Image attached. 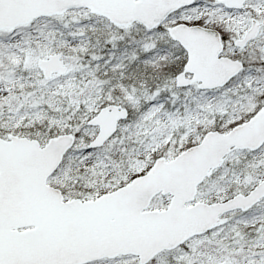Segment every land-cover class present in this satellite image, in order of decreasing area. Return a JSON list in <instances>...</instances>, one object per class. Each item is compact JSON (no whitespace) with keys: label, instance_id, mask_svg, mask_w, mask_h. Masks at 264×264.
I'll list each match as a JSON object with an SVG mask.
<instances>
[{"label":"snow or ice","instance_id":"6c2138e0","mask_svg":"<svg viewBox=\"0 0 264 264\" xmlns=\"http://www.w3.org/2000/svg\"><path fill=\"white\" fill-rule=\"evenodd\" d=\"M0 264H264V0H0Z\"/></svg>","mask_w":264,"mask_h":264}]
</instances>
